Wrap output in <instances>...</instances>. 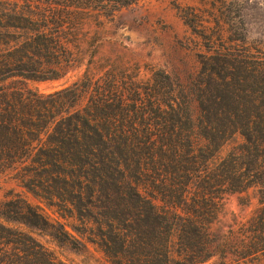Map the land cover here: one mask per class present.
<instances>
[{
    "label": "trees",
    "instance_id": "16d2710c",
    "mask_svg": "<svg viewBox=\"0 0 264 264\" xmlns=\"http://www.w3.org/2000/svg\"><path fill=\"white\" fill-rule=\"evenodd\" d=\"M23 2L0 4V176L15 173L58 218L19 194L5 202L0 264H63L30 229L75 249L92 245L109 264L208 263L221 247L212 227L223 198L264 190V55L200 54L193 120L187 94L165 71L97 68L95 52L84 64L91 17L104 0ZM183 17L206 31L198 14ZM82 67L51 94L7 85ZM236 137L242 143L222 156ZM252 224L242 259L262 260L264 208Z\"/></svg>",
    "mask_w": 264,
    "mask_h": 264
},
{
    "label": "rangeland",
    "instance_id": "374dc122",
    "mask_svg": "<svg viewBox=\"0 0 264 264\" xmlns=\"http://www.w3.org/2000/svg\"><path fill=\"white\" fill-rule=\"evenodd\" d=\"M6 0H0V4ZM23 5V0H13ZM110 7L102 10L103 7ZM114 3L104 0L95 7L88 31L86 61L95 52L97 68L141 66L148 70H163L187 94L193 120L197 119V104L192 99L194 83L200 72V54L210 47L244 49L264 55V0H137L114 9ZM189 10V11H188ZM198 14L206 31L189 28L184 15ZM206 37H202L203 33ZM86 67L71 70L64 78L45 82L15 79L7 82L19 88L51 94L77 81ZM242 143L236 137L223 149L222 156ZM16 194L40 206L52 218L58 215L27 193L17 182L15 173L0 176V209ZM221 214L212 227L220 248L218 255L206 264H264L258 257L242 259L243 231L252 224L264 208V190L253 187L243 193L227 195L222 200ZM61 222L65 223L64 220ZM70 230V229H68ZM63 264H109L94 246L75 249L60 244L46 233L27 230ZM70 232H72L70 230ZM226 248V249H225ZM224 252V254L222 253Z\"/></svg>",
    "mask_w": 264,
    "mask_h": 264
}]
</instances>
